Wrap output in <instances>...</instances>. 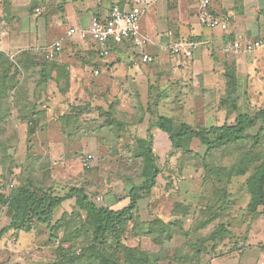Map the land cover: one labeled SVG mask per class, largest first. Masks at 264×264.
I'll return each instance as SVG.
<instances>
[{
	"label": "rangeland",
	"instance_id": "374dc122",
	"mask_svg": "<svg viewBox=\"0 0 264 264\" xmlns=\"http://www.w3.org/2000/svg\"><path fill=\"white\" fill-rule=\"evenodd\" d=\"M192 13L197 17L195 5ZM258 51L253 53L264 54V50ZM170 60H167V66ZM181 62L188 67L187 71L172 74L167 73L168 70L154 71V64L145 65L162 84L166 79L173 81L174 84L168 87L169 97L164 100L166 107L153 106L155 104L147 94L148 87L139 86L137 91L128 89L127 92L132 91L133 95L124 97L121 95L124 89L108 86L110 77L101 75L93 82V91L77 93L78 100L72 105L79 106L82 114L65 132L58 118L68 113L71 104L46 115L42 130L29 136L26 122L32 111L18 113L17 108L6 102L10 116L7 117L8 112L0 113L6 116L4 121L0 117V194L14 198L20 185L33 184V187L50 189L54 195L63 196L72 186H83L98 206L114 207V197H125L134 183L140 182L137 178L141 164L132 153L135 138L145 136L146 124L135 125L143 111L146 119L151 114L167 112L179 121L177 124L183 122L194 128L233 123L237 113L231 112L235 105L232 89L222 86L205 92L202 81L192 78L195 67L191 63L195 61L181 58ZM180 81L185 83L184 86L180 87ZM239 99L243 100L239 112L264 106L263 100L247 103L243 94ZM148 102L152 106L151 112H147ZM41 106L40 110L47 111ZM99 108L111 112L113 116L109 120L126 123L129 127L119 130L114 126L113 133L100 132L98 125L104 119L100 117ZM55 124H58L57 128ZM249 143L253 146L251 156L259 165L264 161V140L263 145ZM181 146L177 149L168 142H155L161 176L153 192L139 202L124 243L143 255L147 264H207L226 252L261 246L264 243V204L259 207L254 204V209L251 206L252 198L246 183L249 175L242 177L230 173L236 174L242 169L235 161V154L237 150L247 149L246 144L216 153L212 161L211 158L206 161L207 168L198 160L207 150L200 141L187 140ZM89 156L93 159L91 167L86 169L83 164ZM25 181L30 182L24 184ZM11 185L14 186L12 190ZM128 202L126 199V205ZM183 206L191 209L186 210ZM11 216V208L4 204L0 209V232L10 223ZM64 217L70 222L62 224L55 233L48 225L40 224L30 232L10 231L2 235L0 264H61L64 254L82 255L90 238L82 230L83 220L78 218L74 201L65 202L57 210L53 223ZM156 219L173 225L171 238L164 236L162 244H156V240L147 235L154 231L155 239L159 237V227L153 225ZM51 235H56L52 236L53 242Z\"/></svg>",
	"mask_w": 264,
	"mask_h": 264
},
{
	"label": "crops",
	"instance_id": "0c3cea01",
	"mask_svg": "<svg viewBox=\"0 0 264 264\" xmlns=\"http://www.w3.org/2000/svg\"><path fill=\"white\" fill-rule=\"evenodd\" d=\"M144 1L145 11L140 26L142 35L148 40L146 52L156 60L154 71L168 70L170 74L187 71L188 67L183 65L180 57L171 56L169 44L198 39L200 48L190 59L195 61L191 63L195 67L191 72L193 79L197 77L202 81L206 91L214 87L221 88L226 86V73L232 70L238 78L239 95L243 94L247 103L264 101V54L226 51V46L237 40L246 42L264 38V0H211L212 10L229 19L227 31L202 27L192 13L194 5L191 0ZM129 4L130 0H0L2 54L15 57L27 51L40 56L48 46L62 41L63 51L54 62L68 69L70 90L63 95L55 82L49 83V96L44 94L38 101L41 108L47 110L43 109L45 116H50L57 108L63 109L64 105H72L78 100L79 91H93V82H97L101 75L110 77L107 79L108 86L124 89V94H121L124 97H131L132 91L127 90L137 91L139 86H145L146 89L154 86L152 98L160 95L157 90L164 92V97H169L168 87L174 84L173 81L166 79L165 84H162L158 78L155 79V75L141 63L140 55L129 43L113 47L109 57L100 58L99 47L93 41L67 36L71 28L87 29L94 18L107 17L113 6L124 8ZM169 32H172L171 37L160 38L161 34ZM167 60L173 64L167 66ZM184 82L180 81V87L184 86ZM149 91L147 89V94ZM156 99L162 105L161 99ZM162 115L171 117L167 112ZM57 126L55 124V128ZM256 131L250 132L255 134ZM125 202L115 201V206L111 208L121 209L126 205ZM207 264H264V243L245 251L226 252Z\"/></svg>",
	"mask_w": 264,
	"mask_h": 264
},
{
	"label": "trees",
	"instance_id": "16d2710c",
	"mask_svg": "<svg viewBox=\"0 0 264 264\" xmlns=\"http://www.w3.org/2000/svg\"><path fill=\"white\" fill-rule=\"evenodd\" d=\"M192 41H198V39ZM55 60H48L45 53L36 56L26 51L21 52L13 58L1 53L0 113L4 112L5 114L10 111L8 103L11 107L17 108L15 110L18 113L25 114L26 111H32L30 119L28 118L29 121L26 122L29 136H34L38 130H42L43 128L42 122L46 116L45 112L39 109L38 101L42 99L41 97L44 94L49 96V83L51 81L55 82L58 90L63 95L70 90V74L68 73V69L58 65L54 62ZM226 87L231 88V94L234 95L233 102L235 105L232 107L231 112H236L237 117L233 123L226 122L222 125L194 128L183 122L177 124L179 121L162 114L157 115L154 113V116L151 114V117L146 119V116H144L145 112L143 111V115L137 119L135 125L146 124L145 136H137L135 138L136 145L134 144L135 149L132 153L133 157L141 164L140 173L137 178L140 182L134 183L125 197H114L117 203L128 199L127 205L118 210L107 206H98L90 199L89 192L83 186H72L68 193L59 196L54 195L50 189L33 187L35 186L33 184H29L30 186L20 185L17 190L18 194L14 198H8L0 194V209L5 204L12 210L11 221L0 232V238L10 231L30 232L32 228L40 224L48 225L50 231L55 233L61 228L62 224L70 222L69 219L67 220L64 217L53 223L57 210L65 202L74 201L77 207L78 218L83 220L82 230L89 236L90 242L80 256L64 254L60 260L61 264H147L143 255L124 243V236L134 220L139 202L153 192L157 186L158 178L161 176L158 157L154 149L156 141L160 143L168 142L173 148L177 149H181L184 141H200L207 148L205 155L198 157V160L203 162L204 168H207L209 165L206 161L210 158V161H212L216 153L235 148L238 149L240 146L246 144L247 149L237 150L235 154V161L242 165V169L238 172L239 174H234V171L230 173L233 176L240 175L242 177L249 175L246 183L247 192H249L252 198L251 206L254 209V204L257 207L264 204V161L258 165L253 160L250 150L253 146L249 143L255 142L256 144L263 145L264 107L253 111L246 109V111L239 112L240 95L238 91V78L235 71L229 70L226 73ZM149 89V99L151 98V103L155 104L153 106L163 108L164 100L168 97H164L165 93L157 90L160 95H155V97L157 96L161 99V105L156 99L157 97L152 99L154 86H150ZM6 102L8 103L6 104ZM30 105H32V108H29ZM147 105V112H151L152 106L149 102ZM5 107H7L6 111ZM78 107L71 105L68 113L58 118L64 132L67 129H71L73 123L79 121L82 112ZM86 108H89V106H86ZM99 111H101L100 117L104 119L103 123L100 126L98 125L100 132L107 130L113 133L114 126L119 130L129 127L126 123H120L119 121L118 123L113 119L109 120L113 116L110 111L104 112L101 108H99ZM4 114H0L2 121L6 117ZM8 116H10V112H8ZM252 130L257 131L255 134H252L250 132ZM255 165L258 166L255 167ZM250 171L253 173L250 174ZM27 182L30 181H25L24 184ZM12 189H14V186ZM216 197L218 198V196ZM1 202H3V205ZM183 207L186 210L191 209L188 206ZM153 225L159 227V237L155 239L154 231H150L147 235L153 237L156 240V244H162L161 240L166 235L169 239L171 238L172 232L170 229L173 226L172 224L156 219L153 221ZM52 236L56 235H51V242L54 240Z\"/></svg>",
	"mask_w": 264,
	"mask_h": 264
},
{
	"label": "built area",
	"instance_id": "2783aa9c",
	"mask_svg": "<svg viewBox=\"0 0 264 264\" xmlns=\"http://www.w3.org/2000/svg\"><path fill=\"white\" fill-rule=\"evenodd\" d=\"M197 9L199 24L209 30L227 31L229 19L216 14L211 8V0H191ZM144 0H130V4L124 8L113 6L107 17L94 18L87 29H69L67 36L78 38L81 41H93L97 44L100 58L110 56L113 47L129 43L134 51L140 55L142 64H154L155 58L146 52L148 40L141 33V18L144 13ZM39 11H37L38 13ZM172 32L163 33L160 38L171 37ZM170 51L174 57L192 59L200 48L198 41H176L169 44ZM264 48V38L253 41L242 42L237 40L226 46L228 52L253 53ZM63 51L62 41H57L48 46L45 55L48 60H55ZM1 57V52H0ZM13 58V57H11ZM92 156L84 160V167L89 169ZM13 187V185H11Z\"/></svg>",
	"mask_w": 264,
	"mask_h": 264
}]
</instances>
